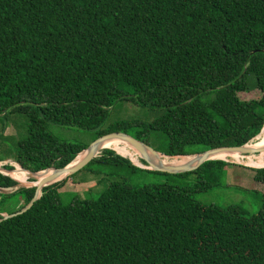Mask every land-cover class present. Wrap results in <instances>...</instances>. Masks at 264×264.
<instances>
[{
  "label": "trees",
  "instance_id": "16d2710c",
  "mask_svg": "<svg viewBox=\"0 0 264 264\" xmlns=\"http://www.w3.org/2000/svg\"><path fill=\"white\" fill-rule=\"evenodd\" d=\"M252 90L257 98L239 97ZM116 103L154 116L106 124ZM10 114L25 119L11 161L29 173L63 168L111 132L166 157L260 148L253 138L264 124V0H0L2 126ZM49 127L90 140L60 141ZM93 164L164 175L102 149L79 170L101 183ZM226 166L208 160L187 174L205 173L210 189ZM252 172L264 185V168ZM71 176L2 219L23 208L34 187L0 174V189L15 188L0 193V207L18 197L13 210L0 211V264H264V198L247 214L203 205L187 188L112 181L95 199L62 204L59 189Z\"/></svg>",
  "mask_w": 264,
  "mask_h": 264
},
{
  "label": "rangeland",
  "instance_id": "374dc122",
  "mask_svg": "<svg viewBox=\"0 0 264 264\" xmlns=\"http://www.w3.org/2000/svg\"><path fill=\"white\" fill-rule=\"evenodd\" d=\"M239 97L244 100L255 99L258 97V93L252 90L249 93L239 94ZM153 116L151 112L137 108L131 104L116 103L108 110L106 124L119 121L149 122ZM2 123L3 121L0 120V159H4V161L0 162V168H3V166H10L13 170L14 167L18 166L11 160L13 159L17 142L25 136V119L21 115L10 114L6 116L4 126H2ZM48 130L51 135L60 141L68 143L86 144L90 140L89 134L71 128L49 127ZM155 142L156 140L151 142V145L152 143L155 144ZM152 146L149 147L152 148ZM127 151L130 150L128 149ZM113 152L119 155L115 151ZM98 155L99 154L96 156ZM239 155L242 160L238 162L224 161L231 164V166H226L223 169L218 185L210 189H203V184L204 182L207 183V179L205 173L202 172L187 174L192 172L190 171L175 175H157L145 172L128 174L126 171L106 170L100 165L93 164L89 169L100 172L99 176L103 178V183L99 181V177H92L85 169L81 170L65 180L63 186L59 189L60 199L62 204L69 203L73 198H76V196L87 200L95 199L105 186L112 181H124L126 184L134 187L167 184L169 186L187 188L194 191L193 198L203 205H215L218 207L236 205L247 214H254L261 207V200L264 198V185L252 180V170L260 168L247 167L245 164L246 160H258V155ZM121 157L131 160L128 156ZM133 157V159H136L142 165L143 168L141 169H144L145 166L140 162L138 155H133ZM184 158L189 160L191 156ZM7 173L8 172L5 174L8 175ZM109 173H111V176L108 175ZM25 176V182H17L18 186H30L36 181L30 174L26 173ZM28 179H33L35 181L28 182ZM81 180L85 182L79 183ZM14 189L15 188L8 189V192ZM17 200L18 197H12L8 202L1 205L0 211L9 212L13 210Z\"/></svg>",
  "mask_w": 264,
  "mask_h": 264
},
{
  "label": "water",
  "instance_id": "95a60500",
  "mask_svg": "<svg viewBox=\"0 0 264 264\" xmlns=\"http://www.w3.org/2000/svg\"><path fill=\"white\" fill-rule=\"evenodd\" d=\"M263 126H264V124H263ZM263 126L260 129L259 133L253 139H255L261 133ZM113 139L119 140L122 143H124L125 145H127L128 147H130L138 155V158L140 159V161L146 165V167H144V169H147V170L152 171V172L172 174V175L193 171V170L197 169L205 161L211 160L210 156L213 154H216V153H222V152L233 153L234 152L237 154L244 155V154H258L260 152H264V147H260L257 149L247 148V144H248L247 143V144H244L242 146L218 147L215 149L203 151L201 153H196V154L191 156L190 160H188L185 163L180 164V165H163L160 163L154 165L150 162V159L156 158L158 156H162V157L168 158V159H175V158H181V157L163 156V155L159 154L158 152H156L151 147H149L147 144L140 142V141H137L125 133H121V132L107 133V134H104V135L96 138L91 143H89L88 146L78 154V155L82 154L81 158L79 160H77L72 166H70L71 163L73 162L74 159H76V157L78 155H76V157L70 163H68L66 166H64L63 168H49V169H46V170H43V171H40L37 173H29L27 171H24L27 174H30L34 179H36V181L34 183H32L30 186H22L25 188L34 187L33 196L29 200V202L23 208L18 210L17 212H14L12 214H2L1 215L2 219L11 218L13 216L19 215V214L25 212L26 210H28L32 206L33 202L38 199V197L40 195L41 188L55 183L56 181H58L57 179L59 177H61L59 180H63L65 178L73 175L74 173H76L80 169H82L93 158H95L96 155L99 154V152L103 149L102 148L103 142H105L107 140H113ZM186 157H189V156H186ZM19 169H21V168L19 167ZM48 170H50V174L46 176L45 172H47ZM4 172L6 173V172H10V171H7L3 168H0V174L8 176ZM42 174H44V175H42ZM6 192H8V190L0 189V193H6Z\"/></svg>",
  "mask_w": 264,
  "mask_h": 264
},
{
  "label": "bare ground",
  "instance_id": "6f19581e",
  "mask_svg": "<svg viewBox=\"0 0 264 264\" xmlns=\"http://www.w3.org/2000/svg\"><path fill=\"white\" fill-rule=\"evenodd\" d=\"M259 141V146L260 147H264V126L263 129L261 131V133L255 138ZM103 149H111L113 151H115L117 154L121 155V156H128L129 158H131V161L140 168H143L142 165L136 160L133 159V155H136V153L127 145H125L124 143H122L119 140H107L105 142H103L102 145ZM130 151H127V150ZM258 155V160L256 161H248L246 160V166L247 167H251V168H264V152H260L257 154ZM82 154L78 155L76 157V159L71 163L70 166H72L77 160H79L81 158ZM188 158V157H187ZM191 158H189L190 160ZM211 160H223V161H235L238 162L240 160H242L241 156L237 153H226V152H222V153H216L210 156ZM249 159V158H248ZM186 158L181 157V158H175V159H161V158H152L150 159V162L154 165L156 164H163V165H180L186 162ZM188 161V160H187ZM146 167V166H145ZM9 177H26V173L17 168L14 167V169L10 172L7 173ZM50 173H45V175H49ZM44 175V174H42ZM61 177H59L57 180H59ZM24 183V182H22Z\"/></svg>",
  "mask_w": 264,
  "mask_h": 264
},
{
  "label": "built area",
  "instance_id": "2783aa9c",
  "mask_svg": "<svg viewBox=\"0 0 264 264\" xmlns=\"http://www.w3.org/2000/svg\"><path fill=\"white\" fill-rule=\"evenodd\" d=\"M130 162H132L131 160H129ZM132 164H134L133 162H132ZM135 165V164H134Z\"/></svg>",
  "mask_w": 264,
  "mask_h": 264
}]
</instances>
